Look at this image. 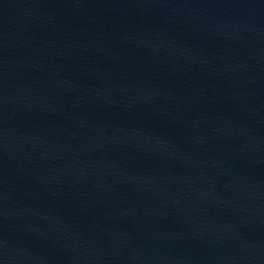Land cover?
<instances>
[{
	"label": "water",
	"instance_id": "obj_1",
	"mask_svg": "<svg viewBox=\"0 0 264 264\" xmlns=\"http://www.w3.org/2000/svg\"><path fill=\"white\" fill-rule=\"evenodd\" d=\"M0 264H264V0H0Z\"/></svg>",
	"mask_w": 264,
	"mask_h": 264
}]
</instances>
